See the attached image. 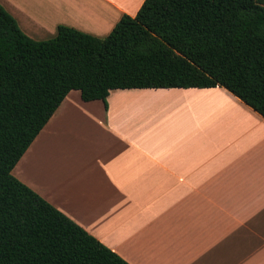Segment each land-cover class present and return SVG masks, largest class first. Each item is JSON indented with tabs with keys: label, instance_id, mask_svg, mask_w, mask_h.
I'll use <instances>...</instances> for the list:
<instances>
[{
	"label": "crops",
	"instance_id": "obj_1",
	"mask_svg": "<svg viewBox=\"0 0 264 264\" xmlns=\"http://www.w3.org/2000/svg\"><path fill=\"white\" fill-rule=\"evenodd\" d=\"M144 1L0 3L46 40L60 24L105 37ZM113 96L120 108L72 90L13 175L130 264H264V117L220 86ZM135 100L162 117L134 123Z\"/></svg>",
	"mask_w": 264,
	"mask_h": 264
},
{
	"label": "trees",
	"instance_id": "obj_2",
	"mask_svg": "<svg viewBox=\"0 0 264 264\" xmlns=\"http://www.w3.org/2000/svg\"><path fill=\"white\" fill-rule=\"evenodd\" d=\"M225 87L264 117V0H145L105 37L27 35L0 3V264H130L12 170L65 97Z\"/></svg>",
	"mask_w": 264,
	"mask_h": 264
},
{
	"label": "rangeland",
	"instance_id": "obj_3",
	"mask_svg": "<svg viewBox=\"0 0 264 264\" xmlns=\"http://www.w3.org/2000/svg\"><path fill=\"white\" fill-rule=\"evenodd\" d=\"M141 2V0H139ZM64 14H58L57 15V19L58 18H61ZM69 26V25H68ZM72 27V26H71ZM43 32L42 33H34V38H42L43 36ZM55 35V33L53 34H49V35H46L47 38H50V37H53ZM107 36V35H106ZM131 98V97H130ZM131 99H137V97H134V98H131ZM120 99L117 98V96H113V98L111 100H109V98L107 99V102H108V105L110 106V103L111 105H113V107H116V108H120L119 107V102ZM108 106V107H109ZM124 108H128L130 109V112H132V114H134V119L132 120L134 123H139L140 121H142V119H157L158 117H162L160 114L163 112L162 108H155V107H151V106H148V105H144V104H139V102H137L136 100L134 102H131L129 104H126V105H123ZM177 117V115H176ZM126 117H125V113L123 112V116L121 117V122L124 124L123 121H125ZM179 119V117H178ZM83 127H80L79 129H82ZM84 139L87 141V142H93L94 140H96V137H95V128H92V129H84ZM83 132H80V133H83ZM82 140H80L79 142H81Z\"/></svg>",
	"mask_w": 264,
	"mask_h": 264
}]
</instances>
